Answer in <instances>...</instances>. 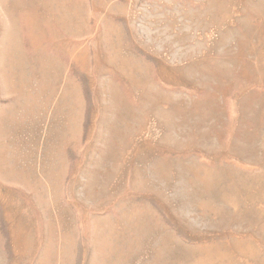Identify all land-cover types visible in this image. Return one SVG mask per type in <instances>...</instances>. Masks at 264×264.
<instances>
[{
	"label": "rangeland",
	"instance_id": "rangeland-1",
	"mask_svg": "<svg viewBox=\"0 0 264 264\" xmlns=\"http://www.w3.org/2000/svg\"><path fill=\"white\" fill-rule=\"evenodd\" d=\"M0 264H264V0H0Z\"/></svg>",
	"mask_w": 264,
	"mask_h": 264
}]
</instances>
